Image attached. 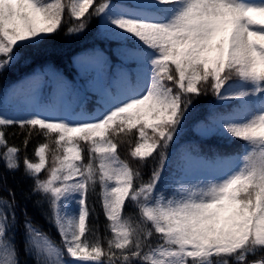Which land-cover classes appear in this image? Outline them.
Returning <instances> with one entry per match:
<instances>
[{
  "label": "snow or ice",
  "instance_id": "snow-or-ice-1",
  "mask_svg": "<svg viewBox=\"0 0 264 264\" xmlns=\"http://www.w3.org/2000/svg\"><path fill=\"white\" fill-rule=\"evenodd\" d=\"M66 13L77 21L68 33L97 17L98 36L136 63L135 82L104 91L91 113L83 102L78 111L36 102L26 115L0 112V161L9 171L19 170L20 149L7 144L6 127L45 139L37 161L24 157V174L47 199L63 248L25 212V252L36 264H264V255L248 259L264 253V0H0V71L22 58L17 49L55 34ZM209 91L221 104L239 103L196 127L243 141L241 150L209 162L211 179L169 184L170 148ZM122 134L136 137L130 156L139 166L152 161L147 180L121 159ZM178 160L179 168L191 157ZM97 187L111 235L90 241L87 199ZM9 196L0 197V264H19Z\"/></svg>",
  "mask_w": 264,
  "mask_h": 264
},
{
  "label": "trees",
  "instance_id": "trees-1",
  "mask_svg": "<svg viewBox=\"0 0 264 264\" xmlns=\"http://www.w3.org/2000/svg\"><path fill=\"white\" fill-rule=\"evenodd\" d=\"M102 0H95L100 3ZM77 23L75 19H69L67 13L64 16V23L60 29L43 42L35 45H28L25 48L17 49L23 56L19 61H14L3 71H0V112L7 116L26 115L32 110L34 104L39 102L43 105L55 107H68L79 110L83 102L84 109L91 113L97 107V101L104 91L116 92L124 86L123 77L135 82L137 65L134 61L125 58V53L119 49L115 41L101 38L97 34L99 20L91 17L88 28L81 33H68L67 29ZM102 56L97 59V65H84L78 61V57ZM39 76V84L35 95V102L28 104V81L29 78ZM86 98V99H85ZM238 101H230L221 104L216 101L211 92L198 97L195 101V108L189 113L184 125L176 138V142L170 148L171 157L168 160L165 175L169 178V184L174 179H185L196 182L197 180L211 179L215 169L210 166L211 161L217 155L232 156L241 150L243 141L233 138L231 142L221 138L215 133H206L196 127L201 120L211 111H227L235 108ZM8 145H15L20 149L17 171H9L0 161V197L11 200L9 192L15 194L16 226L15 242L19 253V264H36L32 255L25 252V212L32 224L46 233L57 245L63 246L61 236L51 216L49 203L41 194L32 193L34 181L24 174L23 159L27 156L32 161H37L34 150L38 144L44 143L45 139L38 131H33L29 136L27 128L18 125L4 129ZM151 135V130H148ZM29 137L25 145V138ZM123 139L119 145L121 159L127 160L132 167H138V161L130 156V147H135L136 137L130 134H122L117 140ZM5 151L0 147V153ZM181 153H187L191 160L185 161L178 168L180 163L178 157ZM51 155H49V163ZM143 179L147 180L151 174L152 161L147 166H139ZM47 171H43L40 178L43 179ZM171 189H169V192ZM100 189L89 192L87 204L91 210L90 228L88 239L94 240L96 234L104 239L110 237L107 230L106 220L102 202L99 196ZM134 208L129 203L125 210L126 214L133 213ZM153 237V243L156 242ZM105 242V247H106ZM264 253H257L256 256H249V261L258 259Z\"/></svg>",
  "mask_w": 264,
  "mask_h": 264
},
{
  "label": "rangeland",
  "instance_id": "rangeland-1",
  "mask_svg": "<svg viewBox=\"0 0 264 264\" xmlns=\"http://www.w3.org/2000/svg\"><path fill=\"white\" fill-rule=\"evenodd\" d=\"M78 61H80L82 64H91L93 63V61H91L89 58L87 57H82L80 59H78ZM36 79V78H34ZM37 87H38V83H34L31 87H30V96L33 97L36 92H37ZM59 246V245H58ZM63 248V247H62ZM65 259H68L69 261H71V258L65 254Z\"/></svg>",
  "mask_w": 264,
  "mask_h": 264
}]
</instances>
